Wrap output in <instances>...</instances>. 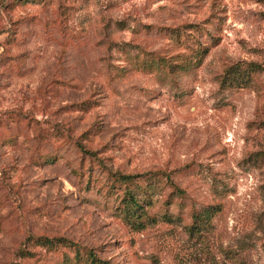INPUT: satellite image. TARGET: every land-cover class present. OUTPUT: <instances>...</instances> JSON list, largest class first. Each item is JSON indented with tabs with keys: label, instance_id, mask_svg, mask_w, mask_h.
<instances>
[{
	"label": "rangeland",
	"instance_id": "374dc122",
	"mask_svg": "<svg viewBox=\"0 0 264 264\" xmlns=\"http://www.w3.org/2000/svg\"><path fill=\"white\" fill-rule=\"evenodd\" d=\"M89 250L264 264V0H0V264Z\"/></svg>",
	"mask_w": 264,
	"mask_h": 264
},
{
	"label": "trees",
	"instance_id": "16d2710c",
	"mask_svg": "<svg viewBox=\"0 0 264 264\" xmlns=\"http://www.w3.org/2000/svg\"><path fill=\"white\" fill-rule=\"evenodd\" d=\"M129 177H130L129 174L120 175V178L122 179L129 178ZM127 201L132 203V206H130L129 208L127 207L125 208V216L130 220V223L133 224L135 228H142L143 226L142 221L137 220L135 224L133 223V218L139 216V214H136L137 211L136 209H134V206H133V205L137 206L138 202L136 201V199L133 198V196L130 193L127 195ZM86 264H111V263L108 259L97 257L94 252L89 250L87 254Z\"/></svg>",
	"mask_w": 264,
	"mask_h": 264
}]
</instances>
